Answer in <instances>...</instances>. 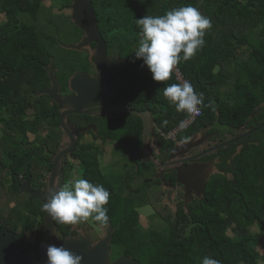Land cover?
Masks as SVG:
<instances>
[{
	"label": "trees",
	"instance_id": "16d2710c",
	"mask_svg": "<svg viewBox=\"0 0 264 264\" xmlns=\"http://www.w3.org/2000/svg\"><path fill=\"white\" fill-rule=\"evenodd\" d=\"M93 1L99 27L109 41L110 55L123 59L116 65L119 72L112 79L111 97L116 105L149 112L156 128L165 132L189 118L186 113L177 112L163 96L164 87L180 83L174 73L169 81L155 82L151 72L142 60L134 56V52L141 31L136 19L145 15H163L174 8L191 4L211 19L212 27L206 32L203 49L190 61H181L178 67L195 90L204 94V103L211 102V106L202 108L203 115L179 135V141H188V138L209 127L221 131L217 145L242 134L239 129L249 120L245 131L255 129L264 122V0ZM71 2L60 1V9L67 8ZM46 10L53 11L47 7L45 0H0V17H4V21L0 22L2 146L4 143L11 145L6 140L12 130H36L44 125V121L48 122L51 130L60 128L58 106L48 95H38L51 86L46 66L50 64L51 57L57 59L51 51L56 44L54 31L57 23L49 19L48 31L38 26L41 12ZM59 17L60 20L65 18L63 13ZM61 53L60 74L66 69L68 82L77 70L74 60L78 52L64 50ZM260 106L259 115L250 119ZM94 119L98 120L99 126L94 133L95 140L99 138L104 143L111 140L125 149L127 155L141 149L144 123L140 116L119 114L117 117ZM225 130L228 136L223 132ZM15 139L12 145L16 147V152H12V146L5 148L8 155L6 153V162L0 167V172L20 174L25 171L30 177L35 172L33 165L28 163L32 161L24 158L27 150L21 152L17 135ZM175 144L160 138V153L155 160L167 161ZM239 146H242L240 152ZM103 152L104 149L101 150L95 142L82 144L79 141L72 154L79 162L82 178L103 185L110 193L106 207L109 220L116 228L111 244L112 261L133 257L141 264H202L203 257L210 256L219 260L220 264H264V255L259 251V246L264 244V128L204 158H218L219 172L207 182L201 199L185 203L181 197L173 210L167 203L159 204L164 200L161 191L156 200L158 204L154 205L160 210L163 228L143 226L139 213L140 208L151 202L150 186L155 183L162 186V181L152 176L151 182L141 178L142 175L138 182L131 173H110L103 167ZM144 162L152 172L156 170L153 164ZM72 170L73 166L67 169L65 176ZM68 175L65 184L70 182ZM173 180L176 181L175 178ZM134 187L142 191L136 192ZM0 188L2 193L9 187ZM9 189L12 193L20 192L16 181ZM40 211L39 216L43 218L46 213ZM18 212L19 209L15 208L8 213L12 223L18 222L11 230H16L22 223V249L29 255L36 253L39 256L43 224L36 223L37 215L24 217L22 213L14 222ZM253 227H257L259 233H254ZM65 233L68 234V230ZM34 234L38 237L35 245L30 240Z\"/></svg>",
	"mask_w": 264,
	"mask_h": 264
},
{
	"label": "water",
	"instance_id": "95a60500",
	"mask_svg": "<svg viewBox=\"0 0 264 264\" xmlns=\"http://www.w3.org/2000/svg\"><path fill=\"white\" fill-rule=\"evenodd\" d=\"M72 18L75 21V24L84 32L85 35L81 43L79 45L72 46V48L75 50H82L83 48L89 47L91 43H96L98 45L97 49L92 54V62L96 66V71L98 72L99 77L94 78L88 76L87 74L76 73L70 80V86L77 94L76 96L66 98L58 91V89L60 90V84H58L55 77L54 59L52 58L50 64L46 66V70L48 71L53 86L50 89L39 92V95H48L58 106L61 111V130H63L65 134L63 147L54 158V168L48 184V190L53 186L58 188L64 184L63 177L60 178L59 184H56V178L58 174L59 176L61 174L63 159L72 154L73 149L77 146L79 135L88 132L91 128H94L95 131L97 130L94 126L78 127L74 123L67 121V116L70 114H85L105 118L107 116H117L119 114H132L140 116L143 119L144 134L142 152L145 159L152 163L157 169V173L155 175L156 179H160L164 187L168 189L166 196L167 204L173 205L175 188L170 181L166 182L164 177L165 169H174V171L177 172V183L185 187V197L189 199L186 200L185 203L193 201V192L199 199H201L205 193L207 182L211 178V176H209V170L213 171L212 169H209L208 166H212V168L215 169L212 165L213 162L194 165H186V163L215 153L223 147H227L256 133L264 128V122L255 129L245 131L242 134L208 148L206 151L193 157L187 156L177 159L179 152L185 154L189 149L195 146V143H193L195 138L189 140L188 142L176 143V150L171 155L169 161L159 162L154 160L151 155L147 153L151 126H155L156 124L149 112L137 111L125 105L87 111V108L92 103H107L109 101L108 97L111 89V79L116 73H118V68L115 64H118L122 58L114 57L110 59L108 57L107 42L100 31L93 0H74L72 5ZM261 108L262 106L258 107L256 111L252 113L250 119L259 115ZM249 123L250 120L247 121L246 125L241 127L239 130H244ZM156 140L158 142L157 138ZM240 150L238 149V152H240ZM218 172L219 171L217 169L215 174ZM20 189L24 193H30L34 199L47 198L48 191H33L31 190L29 184L21 186ZM44 221L45 228L40 242L39 260L35 259L33 255H29L22 249L23 240L20 233L10 231L8 229V223L0 226V264H48L47 248L50 245H55L57 247L63 246L73 253L82 256V264H141L140 261L133 257H122L113 263L111 262V244L114 234V229L111 226L107 229L106 237L93 243L91 239L82 232H79L77 236H62L58 232L57 224H55L52 219L47 216V213ZM56 232L59 237L55 234Z\"/></svg>",
	"mask_w": 264,
	"mask_h": 264
},
{
	"label": "flooded vegetation",
	"instance_id": "af4514ba",
	"mask_svg": "<svg viewBox=\"0 0 264 264\" xmlns=\"http://www.w3.org/2000/svg\"><path fill=\"white\" fill-rule=\"evenodd\" d=\"M46 1H48V0H45V2ZM54 1L51 2L50 8H52L53 11L54 10L56 11L58 18H59V14L63 13V17H65V18L62 19V21H63L62 22V31L64 32L63 36H65V35L68 36V39L65 40V39H62L61 37H60V40L58 39V46L60 45L61 48L58 50V56H56L57 59H55L54 57H51V58L54 59L55 77L57 79L58 84H60V90L58 89V91L60 92V94L63 97L68 98V97L76 96V94H77L76 92H74L71 89V86H70V80L76 73L87 74L88 76L94 77V78L99 77V74L96 71V66L92 62V54L97 49L98 45L96 43H91V45L89 47L83 48L82 50L73 49L72 46L79 45L85 36L84 32L75 24V21L72 18V5L74 3V0H72V2L68 5V7L63 9V10L60 9L61 5H59V0H54ZM93 3H94V1H93ZM94 7H95V5H94ZM67 10H69L70 13L68 15H65L64 12ZM95 11H96V9H95ZM96 14H97V12H96ZM68 16H69V18H67ZM97 17H98V15H97ZM55 30L59 32L60 29H59L58 24H57ZM100 31H101V29H100ZM101 33H102V31H101ZM60 35L61 34L59 33V36ZM102 36L104 37L105 41L107 42L108 57L110 59H112L114 57H120V56H115V55L111 56L110 55L109 41L107 40V38L104 36L103 33H102ZM64 50L78 52V55L76 56V59L74 60V63L77 64V70L75 71V73H73V75L70 76L68 82H66V78H65L66 76L60 74L61 70L59 69V52L62 55L61 52ZM51 61H52V59H51ZM122 61H123V59L120 62H122ZM116 65L117 64H115V66ZM64 72H66V69ZM118 72H119V68H118ZM117 74L118 73H116L112 77V79ZM112 79H111L110 94L108 97L109 101L107 103H100V102L92 103L87 108V111L106 109V108H110V107L120 106V105H116V103H114L112 101V97H111ZM52 86H53V84L51 82V86L47 89L52 88ZM47 89H45V90H47ZM38 95H39V93H38ZM52 102L54 103V101H52ZM122 106H124V105H122ZM84 116L88 117V118L85 119ZM109 117H117V116H109ZM94 118H97V117L91 116V115H85V114H81V115L70 114L69 116L66 117V120L74 123L78 127L94 126L95 128H97V127H99L97 125L98 120H96ZM0 126H2V123L0 124ZM52 128H54V126H52ZM59 130L61 133V139L59 138ZM59 130L49 129L48 128V122L44 121V125H41L40 128H37L36 130L28 128L25 131H15V130L9 131L10 136L8 137L6 142H8V144H11V145H6L7 143H4V146L0 145V148L2 146V148L0 149V167L1 168H2V165H4V163L6 162L5 157H6L7 152H6L5 148L12 146L13 147L12 152H16V147L12 144H14L16 142L15 136L17 135V142H19L21 144L20 151L22 152L23 150H25V151L27 150L26 157L24 156V158L27 160H28V158L31 159L32 162L28 161V163L32 164L33 168L35 169L34 170L35 172H33V174L30 175V177L26 176L25 171H24V173H20V174H19V172L14 173V174H9V172H0V187L6 185L7 187L10 188L12 183H14V181H16L18 186H19V191H20L19 193L17 191L15 193H12V192H9L10 191L9 188L3 189V191H5V192L7 191V193H6L7 195L5 196L4 204L0 205L3 207L0 209V226H3L5 223H8V229L10 231H13L11 229L18 222L12 223L11 217L8 216V213L10 210H14L15 208H18L19 212L13 218L14 222L17 221V216L21 215V213L24 215V217L25 216L26 217L27 216L34 217L37 215L36 216L37 217L36 223L43 224L42 230L44 231V228H45L44 218H45V216L43 218H41L39 216V213H41L40 210L42 209V205L46 202V199H41V198L40 199H34V198H32V195L30 193L22 192L20 187L25 185V184H29L31 190H33V191H44V192L48 191V184H49L50 177H51V174H52V171L54 168V158H55L56 154H58L61 151V148L63 147V144H64V135L65 134H64L63 130H61V111H60V128H59ZM97 130L95 131L94 128H91L88 132H86L84 134H80L78 137L77 146L73 149L72 153L77 149L79 141L82 144L95 142L100 147L101 150H102V148H104L105 145H108V144L113 145L114 149H117V148L119 149V146H117L115 144V142H113L111 140L106 141V143H104V141L99 139V138L95 140L94 133L96 134ZM245 130H246V128L244 130H240V132L243 133V132H245ZM203 131H205V134H206L205 137H203V135H201ZM220 132L221 131H217L216 129H214V128L212 129L209 127L202 129L198 134L193 135L192 137L188 138V141L195 138V141L193 142V143H195V146H193V149L188 150L190 152L187 151L185 154H182L179 152L177 155V159L184 158L187 156L193 157L195 155L201 154L202 152L206 151L208 148L215 146L216 144L211 145V143H213V142L217 143L216 141L213 140L214 139L213 135L217 134V136H220ZM223 132H226V130ZM0 133H1V136H0V142H1V138L4 134V132L0 130ZM143 134H144V132H143ZM82 135H83V137H82ZM86 137H91V140L87 139V141H86L85 140ZM156 138L158 139V142H157ZM208 138H209V140H207ZM162 140H164V139H161V141ZM188 141H185V142H188ZM206 141H208V142L205 143ZM178 142H180V141H178ZM181 142H184V141H181ZM153 146L155 148H153ZM142 148H143V136H142V147L140 150H137L134 154L130 153L127 155V151L120 147L121 151L125 155H127V157L128 156L130 157V160L132 161L133 166L136 165V167H137L136 173L137 174L135 175L136 176L135 180H138V182H139V176L143 175L141 178H146V179H149V181H150V180H153L152 176L154 178H156L155 175L157 173V169L154 172H152L151 167L144 162V160H146V159L143 155ZM175 150H176V146H175L174 151H172V153L170 154L169 159L167 161L170 160V157L175 152ZM147 153H149L154 160H155V157L160 153V138L157 134L156 126L151 127L150 137L148 139ZM189 153H191V154H189ZM7 155H8V153H7ZM209 155H211V154H209ZM14 157H17V156H14ZM204 158H206V156H204L200 159H196V160L191 161V162H187L186 165L199 164V163H202L205 161L207 163L208 161L204 160ZM102 160H104V159H102ZM167 161H165V162H167ZM148 163H150V162H148ZM72 166H73L72 172L69 175H68V173L66 174V176L68 175V177L70 178L69 181L71 182L74 178H82V175L79 171V162L76 160V158H74L73 154H70L63 159V168H62L60 176L58 174V176L56 178V184H59V180L61 177L64 178V184L66 183L67 178L65 176V172L67 171L68 168H70ZM145 170H146V172H145ZM141 171H142V173H141ZM148 172H150V173H148ZM127 173H129V172H127ZM146 173H148V174L146 175ZM177 176H178L177 172L174 171V169H165V171H164V177H165L166 182H169V181L171 182V184L174 186L175 192L178 194V196H181V193H183L184 194L183 201H185L184 200L185 199V187L183 185L177 183ZM174 178L176 179L175 182L173 180ZM135 184H137V183H135ZM161 185L164 186L163 183ZM162 186H160L159 184H156V183L154 185L152 184V186H150L149 191L152 194L151 197H153L155 200H157L158 197L160 196V193L162 191L161 190ZM167 192H168V190L165 192L164 196L162 195V198H165L167 196ZM126 193L128 194V190L126 191ZM0 194H1V188H0ZM193 196L198 197L194 192H193ZM176 206H177V203H176ZM1 211H4V212L2 213ZM152 221H153V219L148 220V225L150 223H152ZM94 223L96 225L95 227H97L99 229L100 233L101 232L104 233L103 237H99V233H97L96 235L93 234L92 232L95 231V228H92V226L90 224H88V225H90L88 227L89 229H87V231H85V226L83 224V221H82V224H80V225H79V223L73 224V225L62 224V228H59V224H57V226H58V232L62 236H70V235L77 236L79 234V232H82L83 234L88 236L93 243H95V242L99 241L100 239H103L104 237L107 236V229H109V226H111L114 230L116 229L115 227L112 226V223L110 220H109L108 225L106 227L97 224V222H95V221H94ZM22 226H23V224L20 223L18 225V227L16 228V230H14L13 232L20 233L23 236ZM66 230H68V234L65 233ZM43 231H42V233H43ZM96 236H98V237H96ZM26 237L29 238L28 235H26ZM41 237H42V234L40 236L39 245L41 242ZM37 238L38 237L36 234H34L30 238V240H32V243L34 245L38 242ZM33 256L35 259L39 260L40 259V252H39V256H37L36 253L33 254ZM111 262L113 263L115 261L111 260Z\"/></svg>",
	"mask_w": 264,
	"mask_h": 264
},
{
	"label": "clouds",
	"instance_id": "9594fccd",
	"mask_svg": "<svg viewBox=\"0 0 264 264\" xmlns=\"http://www.w3.org/2000/svg\"><path fill=\"white\" fill-rule=\"evenodd\" d=\"M136 24L141 31L134 56L143 61L152 79L158 83L169 81L181 61H190L203 49L206 32L212 27L211 19L191 4L174 8L163 15H145L136 19ZM163 96L177 112L186 113L188 117L211 106V102L204 103V94L198 93L187 80L168 84L163 89ZM185 124L186 121H181L179 127L183 128ZM109 199L110 193L103 185L74 178L68 184L49 188L41 210L55 224L73 225L91 218L106 227L109 222L106 207ZM55 234L59 237L57 232ZM47 257L48 264H82L83 260L82 256L69 249L55 245L48 246ZM202 264H220V261L204 256Z\"/></svg>",
	"mask_w": 264,
	"mask_h": 264
},
{
	"label": "rangeland",
	"instance_id": "374dc122",
	"mask_svg": "<svg viewBox=\"0 0 264 264\" xmlns=\"http://www.w3.org/2000/svg\"><path fill=\"white\" fill-rule=\"evenodd\" d=\"M52 1H54V0L46 1L47 7L50 8V4H51ZM60 1L61 0H59V2ZM69 13H70L69 10L64 12L65 15H68ZM49 19L52 20V22L57 23L59 25V27H60L59 32L58 31H54L55 35L57 33L58 34L56 36H54L56 38L55 39L56 40V44L54 46H52V48H51V51L56 56H58V50L61 48L60 45L58 46V39L60 40V37H61L62 39L67 40L68 36H66V35L63 36L64 32L62 31V20H60V17L58 18V15H57L55 10L54 11H52V10H50V11L49 10L42 11L41 15L39 17L38 26L41 29L48 31L49 30V25H48ZM3 21H4V17L1 16L0 17V22H3ZM59 33L61 34L60 36H59ZM61 75L66 76L67 73L66 72H62ZM226 132H224V133H226ZM201 135H203V137H205L206 136L205 131H203ZM225 135L228 136V133H226ZM0 136H1V133H0ZM213 138H214L213 139L214 141L218 142L219 139H220V136H217V134H216V135H213ZM87 139L91 140V137H86L85 140L87 141ZM207 140H209V138ZM207 142L208 141H206L205 143H207ZM178 143H180V142H178ZM215 144H216L215 142L211 143V145H215ZM153 148H155V147L153 146ZM241 148H242V146L238 147L239 150ZM103 149H104V152H103V154H104L103 167H104L105 170H107L110 173L117 174V175L118 174H123V173H126V172H129V173L134 174V175L137 174L136 173V171H137L136 165L133 166L132 161L130 160V157L129 156L127 157V155H125L121 151L120 147H119V149L118 148L114 149L113 145L108 144V145H105ZM191 149H193V148H191ZM191 149H189V150H191ZM207 161H208L207 163L213 162L212 165L217 170V164L219 163V159L218 158L207 160ZM215 161H217V162H215ZM202 163H206V161L202 162ZM208 167H209V169L213 170V171L209 170V176H212L213 174H215L216 170L213 169L212 166H208ZM145 172H146V170H145ZM80 173H81V171H80ZM139 180H141V178ZM150 181L152 182V180H150ZM133 189L136 192L142 191V189L136 188V187H134ZM149 190H150V188H149ZM161 190L163 191V195H165V192L168 189L166 187L162 186ZM6 193H7V191L6 192L2 191V193L0 194V204L4 203L5 196L7 195ZM151 196H152V194H151ZM151 196H150V201L151 202L149 203V205L148 206H144L143 208L139 209V213L141 215V223H142L143 226L147 227L148 226V220L153 219L152 223H150L149 225H151V226L154 225V226H158V227H162L163 228L164 223L162 221H160V219H161L160 210H158V208H157L158 206L154 205V203H157V202ZM181 197L184 198V194L183 193H181V196H178V194L175 192L174 195H173V202L174 203H173V205H170V208L175 210V208L177 207L176 206L177 200L179 198H181ZM196 198H198V197L193 196L192 200H194ZM184 200L186 201V200H189V199H187L185 197ZM161 201L159 202V204H161V205L167 203L166 197L164 198V201H162V202ZM80 224H82V222H80L79 225ZM83 224L85 226V231H87V229H89L88 227L91 225L92 228H95V231L92 232L93 234L96 235L97 233H99V237H103L104 236V233L103 232L100 233L99 229L97 227H95L96 225H95L94 221L91 218H89L87 221H83ZM88 224H90V225H88ZM252 231L254 233H259V230H258L257 227H253ZM96 237H98V236H96ZM259 251L264 255V244L263 243L259 246Z\"/></svg>",
	"mask_w": 264,
	"mask_h": 264
},
{
	"label": "built area",
	"instance_id": "2783aa9c",
	"mask_svg": "<svg viewBox=\"0 0 264 264\" xmlns=\"http://www.w3.org/2000/svg\"><path fill=\"white\" fill-rule=\"evenodd\" d=\"M174 75L176 76V78L179 82L186 80L183 72L181 71V69L178 66L174 72ZM202 115H203V111L201 109V111L198 114H195L192 117H189L187 120H185L186 124L183 128H180L179 127L180 124H179L175 128H173L172 130H170L168 132H165V131L158 129V134L164 140L176 142L178 140L179 135L182 132L186 131L191 125H193L195 123V121L197 119H199Z\"/></svg>",
	"mask_w": 264,
	"mask_h": 264
},
{
	"label": "crops",
	"instance_id": "0c3cea01",
	"mask_svg": "<svg viewBox=\"0 0 264 264\" xmlns=\"http://www.w3.org/2000/svg\"><path fill=\"white\" fill-rule=\"evenodd\" d=\"M188 152H190V151H188Z\"/></svg>",
	"mask_w": 264,
	"mask_h": 264
}]
</instances>
